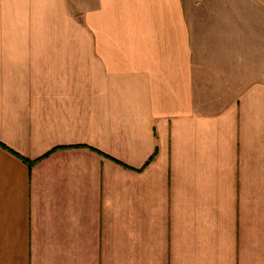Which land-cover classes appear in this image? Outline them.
<instances>
[{
	"label": "crops",
	"instance_id": "crops-1",
	"mask_svg": "<svg viewBox=\"0 0 264 264\" xmlns=\"http://www.w3.org/2000/svg\"><path fill=\"white\" fill-rule=\"evenodd\" d=\"M202 1L0 0V264H264V4Z\"/></svg>",
	"mask_w": 264,
	"mask_h": 264
},
{
	"label": "rangeland",
	"instance_id": "rangeland-1",
	"mask_svg": "<svg viewBox=\"0 0 264 264\" xmlns=\"http://www.w3.org/2000/svg\"><path fill=\"white\" fill-rule=\"evenodd\" d=\"M220 1V0H219ZM202 3L205 4H216L220 3L217 0H203ZM221 3L224 4H252V3H261L264 4V0H222Z\"/></svg>",
	"mask_w": 264,
	"mask_h": 264
},
{
	"label": "trees",
	"instance_id": "trees-1",
	"mask_svg": "<svg viewBox=\"0 0 264 264\" xmlns=\"http://www.w3.org/2000/svg\"><path fill=\"white\" fill-rule=\"evenodd\" d=\"M24 160H26L30 165H33L37 160H35V161H32V160H28V159H26V158H23Z\"/></svg>",
	"mask_w": 264,
	"mask_h": 264
}]
</instances>
